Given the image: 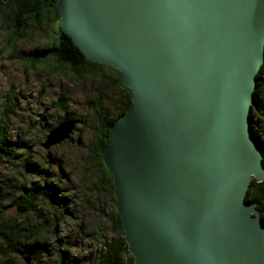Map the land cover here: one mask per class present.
Wrapping results in <instances>:
<instances>
[{
	"label": "water",
	"instance_id": "1",
	"mask_svg": "<svg viewBox=\"0 0 264 264\" xmlns=\"http://www.w3.org/2000/svg\"><path fill=\"white\" fill-rule=\"evenodd\" d=\"M57 11L85 59L129 91L102 161L134 264H264L261 216L245 201L264 180L249 120L264 0H57ZM73 129L62 121L42 147Z\"/></svg>",
	"mask_w": 264,
	"mask_h": 264
},
{
	"label": "rangeland",
	"instance_id": "2",
	"mask_svg": "<svg viewBox=\"0 0 264 264\" xmlns=\"http://www.w3.org/2000/svg\"><path fill=\"white\" fill-rule=\"evenodd\" d=\"M6 13L5 9L2 10L0 8V114L8 95V97L11 96V98L16 99L18 107H15L14 114L8 120L9 132L7 136L12 140L22 138L29 145L32 144L33 151L31 153L38 156L35 158H39L33 159V162L38 167H42L44 164V167L51 172V179L56 180L62 191L56 188L51 190V186H45L43 180L37 174L31 179L29 178L30 180L25 179V176L30 177L32 174L23 168L24 165L21 162L15 165V169L20 173L18 182L21 192L22 190L24 193L33 192V187L30 185L34 183L43 185L44 188L40 191L38 201L35 203V212L39 213L38 210L40 208L44 212L47 211L49 215H46L45 218H38L37 215L27 213V211L26 213H18L16 206L13 205L14 202L12 204V201H18V196H15L14 193V197L13 195L12 197H6L3 202L5 205H12L6 210L7 212L3 215V219L7 220L11 225L18 224L22 226L40 221L41 224L39 226L44 228L46 235L50 236L47 242H50L51 246L47 247L46 253H42L38 257L34 256V254L26 253L21 247L15 253H11L8 242L0 237V264H95L94 261L89 259V251L93 249L94 245L97 247L101 243L102 235H110L108 214L111 207L101 203L105 198L100 192H98L100 198L98 205L94 204V196L87 197L90 191L87 185L88 183L90 185L93 184L90 177L93 175L97 177V175L89 174L91 171L81 161L91 151L85 149L91 147V143L98 136L97 125L93 122L88 106L90 107V103L96 98L98 91H102L105 96L102 95L103 103L100 109L110 108V100H116L117 92V88L108 89L111 85L110 77L113 74L105 70L106 74L103 78L88 76L83 80H79L71 72L72 70L61 68L59 66L60 62L57 64V62L46 60L37 65V67H27L24 62L20 61L21 59L18 56L21 52L35 47L39 38L34 33H28L26 40L21 41L13 33L14 29L6 20ZM50 33L51 29L47 31L46 35H50ZM256 78L257 84H259V81L262 84L260 92L262 95L261 107L263 109L256 113L255 123H257L258 128L254 126L264 137L263 69L261 76L258 74ZM61 93H67L66 97L70 100H66L64 103L58 101V96ZM103 109L102 111L106 113V109ZM65 114L67 116L66 121H73L74 123L72 134L67 140L44 149L42 144L46 142L47 135L57 124L62 122L56 124L58 118L63 117ZM82 121H85L84 126ZM79 133L81 134L80 137H78ZM78 138H80V144L77 142ZM46 155L47 159L45 158ZM58 160L61 161L60 165ZM1 165L4 167L3 173H7L8 165L6 162H1ZM38 189L40 188L37 187L36 190ZM60 191L64 194V197L69 198L73 194L76 199V204H71L69 207L70 215L66 214L61 207H58V204L48 207L50 204L48 195H55L57 192L59 197ZM43 204L47 209L43 208ZM93 231H97L101 237L93 239ZM65 236H68V240ZM65 240L70 241L73 245L69 246L74 247V249H71V260H69L68 255L67 257H62L60 253L61 250L65 249L63 242ZM90 242L92 243L88 248ZM77 246L81 247L80 251L77 250ZM85 249H88L87 252Z\"/></svg>",
	"mask_w": 264,
	"mask_h": 264
},
{
	"label": "trees",
	"instance_id": "3",
	"mask_svg": "<svg viewBox=\"0 0 264 264\" xmlns=\"http://www.w3.org/2000/svg\"><path fill=\"white\" fill-rule=\"evenodd\" d=\"M0 8L7 11L5 14V16L7 15L6 20L14 29L13 33L17 35L21 41L26 40L28 33H34L39 38L35 47L28 49L25 52H21L18 56V58L21 59L20 61L24 62L27 67H37V65H40V63L46 60L55 63L57 62V64L60 62L59 66L61 68L72 70L71 72H73L76 75V79L79 80H83L88 76L103 78L106 74V72H104L105 70H108L113 74V76L110 77L111 85L108 89L117 88V92L116 100H110V108H105L106 113L102 111L103 108L100 109V106H102L103 103L102 95L105 96L102 91H98V94L100 95L97 94L93 102L90 103V107L88 106L93 122L97 125L98 136L91 143V147L85 149L91 151L86 154L81 161V163L84 166L86 165L91 171L89 174L97 175V177H94V175L90 177L91 183L93 184L90 185L88 183L87 185V188L90 189L87 197L94 196V204L98 205L100 203L98 192H100L105 198L101 203L110 205L111 207L108 214L110 221V235H102L101 243L98 246L96 245L97 247L94 245L93 249H90L89 259L94 261L95 264H134V259L127 251L120 219L115 211L112 178L102 161V153L108 142L110 127L114 123V120L124 113L129 104L130 95L128 89L120 84L117 71L87 61L80 50L73 44L70 37L62 32L59 26L57 0H0ZM50 29L51 36L46 35L47 31ZM262 69L264 70V64L259 71L260 76ZM261 87L262 84H260L259 81V84H257V88L253 93L254 104L250 111V128L253 137L262 150V166L264 167V137L255 129L257 127V123H255L256 113L263 109V107H259L261 106L262 96L260 92ZM66 94L67 93H61V95L58 96V101L61 103L66 102V100L69 101L70 99L66 97ZM8 96L3 104L0 114V237L8 242L11 253H15L21 247L26 253L34 254V256L38 257L42 253H46L47 247L51 246V243L47 242L50 236L46 235L44 228L39 226L41 224L40 221L27 224V226H22L18 224L11 225L7 220L3 219V215L7 212L6 210L12 207V205H5L3 202L6 197H12V195L14 197V193L15 196H18V201L16 202L14 200L12 201V204L14 202L13 205L16 206V211L18 213H24L27 211V213L37 215L38 218H45L46 215H49L47 211L44 212L40 208L38 210L39 213L35 212V203L38 201L37 199L39 198L38 195L40 194V191L44 188L43 185L34 183L30 185L33 187V192L29 191L24 193L23 190L21 192L18 182L20 179V173L15 169V165H18L17 163L21 162L24 165L23 168L32 174L30 177L25 176V179H31L37 174L43 180L45 186L52 187L51 190H54L53 188L61 190V187L56 183V180L51 179V172L44 167V164L42 167H38V165L33 162V159L39 158H35L38 156L31 153L33 151L32 144L29 145V143L22 138L18 140H12L10 137L8 138V120L10 116L14 114V110H16L15 107H18L16 99ZM68 118L70 119V117ZM66 119L67 116L65 114L63 117L58 118L56 124ZM82 124L84 126L85 121H82ZM80 135L81 134L79 133L78 137H80ZM78 139L80 140V138ZM45 158L47 159V155ZM1 162H6L8 165L7 173L5 174L3 173L4 167L1 165ZM58 163L60 165L61 161L58 160ZM37 187L40 189L36 190ZM28 189L30 190V188ZM61 191L59 197L57 196V192L55 195H48L50 201L48 207L58 204V207H61L66 214L70 215L71 212L69 211V207L71 204H76V199L73 194L70 195L69 198L66 196L64 197V194L61 193ZM245 201L248 203H257L256 209L260 213L261 224L264 226V180L260 183H257L254 180L251 181L248 192L245 196ZM43 208L47 209L44 204ZM82 232L84 233L83 230ZM93 232V239L95 237H101L97 231ZM65 238L68 240V236H65ZM63 242L65 249L61 250L60 253L62 254V257H67L68 255L69 260H71V249H74V247L69 246L72 244L70 241L65 240ZM92 242L88 244V248ZM16 246L18 247L15 248ZM77 248V250L80 251L81 247L77 246ZM87 250L88 249H85L86 252Z\"/></svg>",
	"mask_w": 264,
	"mask_h": 264
},
{
	"label": "bare ground",
	"instance_id": "4",
	"mask_svg": "<svg viewBox=\"0 0 264 264\" xmlns=\"http://www.w3.org/2000/svg\"><path fill=\"white\" fill-rule=\"evenodd\" d=\"M25 27V26H24ZM17 36V35H16ZM32 37V36H31ZM1 38V37H0ZM12 38V37H11ZM31 40V39H30ZM28 46V45H27ZM6 49V48H5ZM54 50V49H53ZM46 51V50H45ZM50 51V50H49ZM53 52V51H52ZM45 56V55H44ZM101 66H103V65H101ZM262 67V66H261ZM261 69V68H260ZM40 71V70H39ZM260 71V70H259ZM42 74V73H41ZM3 95V94H2ZM121 95V94H120ZM4 101V100H3ZM259 107H261V106H259ZM120 109H121V107H120ZM12 113V112H11ZM122 114V113H121ZM106 116V115H105ZM112 116V115H111ZM121 116V115H120ZM116 118V117H115ZM114 119V118H113ZM64 121H66V120H64ZM115 121V120H114ZM32 123V122H31ZM254 138V137H253ZM5 147V146H4ZM105 148V147H104ZM260 148V147H259ZM104 150V149H103ZM7 155V154H6ZM46 164V163H45ZM68 169V168H67ZM12 190V189H11ZM78 194V193H77ZM31 199V198H30ZM31 202V201H30ZM58 208V207H57ZM50 210V209H49ZM26 213V212H25ZM26 220V219H25ZM262 225V224H261ZM39 249V248H38Z\"/></svg>",
	"mask_w": 264,
	"mask_h": 264
}]
</instances>
